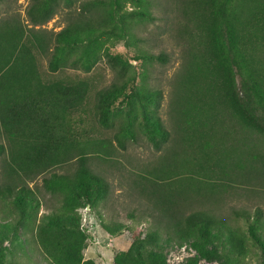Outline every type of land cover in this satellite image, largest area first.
I'll return each mask as SVG.
<instances>
[{
  "label": "trees",
  "instance_id": "1",
  "mask_svg": "<svg viewBox=\"0 0 264 264\" xmlns=\"http://www.w3.org/2000/svg\"><path fill=\"white\" fill-rule=\"evenodd\" d=\"M75 2L76 17L57 31L46 34L34 27L50 19L60 4ZM126 2L132 7L127 9ZM150 6V0H29L31 26L15 16L0 18V201L17 213L15 220H0V264H7L4 242L19 246V229L27 221L46 264H96L82 256L88 238L81 227L83 207L108 236L131 232L127 248L115 251L110 264H166L172 244H188L205 261L232 263L244 256V233L204 203L218 187L252 178L254 162L264 167V153L246 143L248 136L264 137V0H178L184 20L180 31L188 46L177 79L173 126L181 149L190 155L178 158L174 152L172 161L154 168L139 185L161 216L157 223L136 230L134 221L102 217L100 204L109 186L91 170L89 157L107 159L115 148L134 141L137 132L154 149L168 138L158 114L160 89L143 85L142 74L141 83H135L137 72L129 59L109 51L118 39L135 45L132 24L152 19ZM102 59L113 71L105 85L89 74ZM131 59L164 62L165 56L137 48ZM65 69L85 74L69 75ZM226 142L238 152L219 157L205 150ZM59 167L63 171H55ZM38 175L41 188L57 204L36 221L38 200L27 181ZM236 216L244 218L264 264L260 211L250 217L234 210ZM209 239L219 240L220 252L206 248Z\"/></svg>",
  "mask_w": 264,
  "mask_h": 264
},
{
  "label": "rangeland",
  "instance_id": "2",
  "mask_svg": "<svg viewBox=\"0 0 264 264\" xmlns=\"http://www.w3.org/2000/svg\"><path fill=\"white\" fill-rule=\"evenodd\" d=\"M150 2L152 19L136 20L132 24L137 38L135 45L126 46L122 39L113 41L111 45L109 42L106 44L109 45L110 52L119 53L129 59L137 72L135 83H141L140 76L142 74L143 85L160 89L161 100L158 114L162 125L168 131V138L159 149H154L144 136L137 132L134 141L127 140L124 149L115 148L112 155L107 159L103 160L95 155L88 159L91 170L104 177L109 186L108 193L100 204L103 219L107 222H129L130 224L131 221H134L138 223L134 226L136 230L147 228L161 220L156 208L139 190L143 177L147 178L149 172L161 163L172 161L174 152L177 153L176 157L178 158L190 155L187 149L185 150L188 153L181 149L182 146L177 141V132L174 131L173 126L174 103L177 99L175 94L177 95L179 92L177 79L186 60L185 52L188 46L184 33L180 31L182 29L181 23L184 20L178 10V0H150ZM28 3L29 0H0V18L15 16L25 27L31 26L26 16ZM76 6L77 2L70 7L60 4L50 19L42 25L34 27L44 30L46 34H51L76 17ZM125 7L129 9L132 4L126 2ZM137 48L153 55L163 54L165 61L153 60L147 63L145 60L143 63L141 59L132 60V56L137 53ZM40 61L42 70L46 71L47 56H43ZM90 72L89 74L93 73L97 76L102 85L107 84L113 77V71L103 59L97 62ZM64 73L69 75L73 73L76 75L85 74L73 69H65ZM235 80L238 83L237 77ZM118 107L121 111L125 109L124 104H118ZM112 131H108V134L111 135ZM248 137L249 140L246 143L253 144L255 146L254 151L264 153V137L256 135ZM0 141L3 142L1 137ZM112 143L114 144L113 140ZM227 143L220 146L213 143L205 150L215 155L217 153L219 157H224L225 153L238 152L236 148L231 149ZM3 158L4 156H0V169ZM254 164L257 170L252 173V178L246 179V181L236 178L235 181L218 187L216 196L204 203L205 207H211L218 216L238 226L244 233V246L246 248L244 256L232 263H227L223 258L217 261H205L188 244L181 246L172 244L166 250V264H183L190 260L197 264H263L259 247L246 234L244 218L233 217L234 210L243 209L252 217L254 210L257 209L261 213L260 219L264 220V167H261L258 162H254ZM63 169V167H59L55 168V171H63ZM187 175L188 173L180 174L181 177ZM192 176L197 177L194 174ZM231 176L234 177L233 174ZM40 177L38 175L33 180L27 181V186L34 189L38 200L36 221L41 214L48 212L57 204L56 197L41 188ZM199 178L203 177L200 176ZM79 213L81 215V227L88 236L86 245L82 250L83 258H90L96 264H110L115 251L127 248L131 232L123 230L115 236H108L97 226L92 213L86 207L80 208ZM129 214L133 216L129 217ZM16 218L17 213L11 204L0 201V220H15ZM29 226V221L27 224L22 223L19 229L21 236L19 246H11L9 241L4 242L7 264H9V260L14 264H46L41 258L38 247L31 239ZM205 246L207 249H216L218 252L221 250L219 240L209 239Z\"/></svg>",
  "mask_w": 264,
  "mask_h": 264
}]
</instances>
